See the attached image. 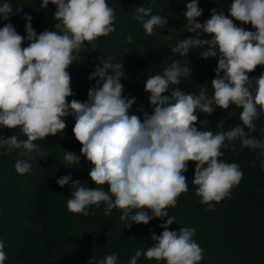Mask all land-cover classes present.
Instances as JSON below:
<instances>
[{
  "label": "clouds",
  "instance_id": "9594fccd",
  "mask_svg": "<svg viewBox=\"0 0 264 264\" xmlns=\"http://www.w3.org/2000/svg\"><path fill=\"white\" fill-rule=\"evenodd\" d=\"M49 3L57 6L55 30L37 34L30 15L25 16L26 36L17 33L10 22L0 27V126L19 128L26 137L0 136V148L7 150L5 155L13 149L20 150L21 156L39 153L34 142L64 134L65 118L71 116L81 155L65 150L62 164H80L83 156L91 165L88 177L95 187L71 175L58 178L59 187L72 189L68 211L94 216L89 207L103 204L105 215L120 210V220L126 227L147 225L153 219L163 221L159 225L163 231L151 235V247L136 250L128 264H137L142 256L157 264H200L203 249L192 239L196 230H169L175 219L168 216V209L175 208L177 197L189 190L183 175L189 162H195L191 181L195 194L209 211H214L211 202L219 203L230 196L243 176L238 164L221 159L222 149L231 147L235 151L232 143L239 140L242 147L260 149L264 155V140L251 135L256 131L255 121L264 114V72L249 76L258 66H264V0H231L228 15L211 9L210 18L203 23L198 20L203 12L199 0H190L183 12L187 21L184 28L195 35L179 40L171 53L189 57L190 50L200 49L202 59L218 57L215 78L211 79L213 95L210 98L205 88L195 95L177 87L190 77L189 63L177 59L162 72L147 76L144 90L150 94L152 111L149 114L141 106L138 111L143 119L130 114L136 100L123 94V64L113 63L111 57L99 60L90 73L88 79L96 83L88 90L87 100L68 101L73 95L69 68L78 62L86 45L96 49L100 37L116 30L114 9L106 0H41L40 7L47 9ZM19 11L21 8L16 9ZM16 12L8 0L0 3V20L7 21ZM132 18L142 24L148 36L154 29H163L168 21L144 6L137 7ZM236 22L250 24L255 30H246ZM204 35L211 38H202ZM125 39L133 43L130 35ZM25 40L27 46L22 47ZM230 105L242 109L240 124L215 133L201 130L203 121L197 112L211 115L216 107L226 110ZM31 168L29 159L15 162L20 175ZM6 259L0 240V264ZM95 264H118V257L107 255Z\"/></svg>",
  "mask_w": 264,
  "mask_h": 264
},
{
  "label": "trees",
  "instance_id": "16d2710c",
  "mask_svg": "<svg viewBox=\"0 0 264 264\" xmlns=\"http://www.w3.org/2000/svg\"><path fill=\"white\" fill-rule=\"evenodd\" d=\"M3 2L0 0V3ZM8 2L14 12L18 8L21 11L7 21L0 20V27L10 22L17 33L26 36L25 16L30 15L32 28L37 34L45 29L55 30L56 5L49 3L47 9H42L41 0ZM188 2L190 0H106L114 9L116 30L106 37H100L96 41V49L86 45L78 62L70 66L73 95L67 98L68 101L87 100L88 90L96 83L88 77L95 71L99 60L108 57L112 58L113 63L123 64V94L135 98L136 103L130 114H136L141 119L143 113L138 111L141 106L149 114L152 111L150 94L144 90L147 76L162 72L177 59L184 64L189 63L190 68V77L183 79L177 87L195 95L205 88L211 98L214 91L211 79L215 78L214 68L218 57L202 59L200 49L190 50L189 57L171 53V47L179 40L195 35L184 28L187 21L183 18V12ZM230 4L231 0H199V7L203 10L199 22L210 18L211 9L228 15ZM139 6L151 7L153 14L168 19L166 26L154 29L153 34L148 36L142 24L132 18ZM236 23L246 30H255L250 24ZM129 35L133 40L131 44L125 39ZM202 38L211 37L204 35ZM26 46L27 40L22 44V47ZM261 72H264V66H258L249 76L258 77ZM170 92L171 88L167 94ZM241 111V108L230 105L226 110L216 107L211 115L197 112L199 120L203 121L201 130L215 133L234 127L240 124ZM65 122L64 134L58 133L34 142L40 148L39 153L21 156L20 150L13 149L5 155L7 150L0 148V240L4 242L7 254L5 264H90L92 261L95 264V261L111 254L117 255L118 264H128L136 250L151 247V235L153 232L159 235L163 231L159 227L163 221L153 219L147 225L132 224L126 227V222L120 220V210L114 209L110 215H105L103 204L99 208L89 207L90 213L95 212L94 216L84 217L68 211L67 200L71 198L72 189L69 186L59 187L56 182L58 178L71 175L74 180H80L90 188L95 185L88 177L91 165L83 156L80 164H62L65 150L81 155V145L72 131L74 119L69 116ZM255 123L256 131L251 135L264 140V114H260ZM197 127L200 128V124ZM12 134L26 139L19 128L0 126V136ZM232 147L235 151L231 147L222 149L224 155L221 159L238 164L243 176L239 184L232 187L230 196L219 203L211 202L215 210L209 211L208 205L202 204L201 197L195 194L196 187L191 183L195 162H189L188 171L183 173L187 177L189 190L177 197L175 208L168 209V216L175 219L169 230L175 231L180 227L196 230L192 239L203 249L200 264H264V155L260 154V149L242 147L239 140L234 141ZM44 153L48 157L42 158ZM17 159H29L31 171L18 174L15 170ZM103 187L107 189L106 185ZM137 264L157 262L142 256ZM160 264L166 262L161 261Z\"/></svg>",
  "mask_w": 264,
  "mask_h": 264
}]
</instances>
